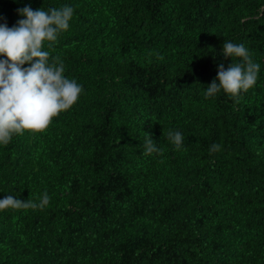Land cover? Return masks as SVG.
<instances>
[{
    "label": "trees",
    "instance_id": "trees-1",
    "mask_svg": "<svg viewBox=\"0 0 264 264\" xmlns=\"http://www.w3.org/2000/svg\"><path fill=\"white\" fill-rule=\"evenodd\" d=\"M65 5L69 28L42 50L83 91L0 144V199L50 197L0 210V264H264V0H0V23ZM224 41L258 78L205 98L242 62ZM147 133L162 154H144Z\"/></svg>",
    "mask_w": 264,
    "mask_h": 264
},
{
    "label": "clouds",
    "instance_id": "clouds-1",
    "mask_svg": "<svg viewBox=\"0 0 264 264\" xmlns=\"http://www.w3.org/2000/svg\"><path fill=\"white\" fill-rule=\"evenodd\" d=\"M73 11L67 5L47 11L25 6L17 9L24 18L17 20L15 25L8 27L6 23H0V144L6 146L14 134L24 131H44L53 117L77 102L83 91L82 85L63 75L64 63L60 57H54L49 63L50 53L42 50L45 41L51 48L58 34L69 28ZM222 54L225 58H241L242 62L231 63L227 68L220 64L216 78L207 85L205 98L221 90L237 98L241 91L247 92L257 81L260 66L253 62L242 43L224 41ZM26 63L29 66L23 67ZM167 139L176 150L183 147L181 132L169 131ZM143 147L145 155L162 154L149 133ZM219 148L217 144L212 146V150ZM49 200L47 192L39 198V203L7 195L0 199V210L42 209Z\"/></svg>",
    "mask_w": 264,
    "mask_h": 264
}]
</instances>
